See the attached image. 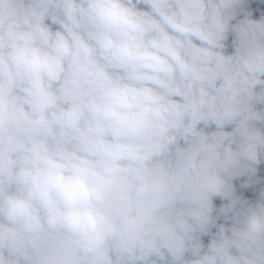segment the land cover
<instances>
[{
	"label": "clouds",
	"instance_id": "clouds-1",
	"mask_svg": "<svg viewBox=\"0 0 264 264\" xmlns=\"http://www.w3.org/2000/svg\"><path fill=\"white\" fill-rule=\"evenodd\" d=\"M0 264H264V0H0Z\"/></svg>",
	"mask_w": 264,
	"mask_h": 264
}]
</instances>
